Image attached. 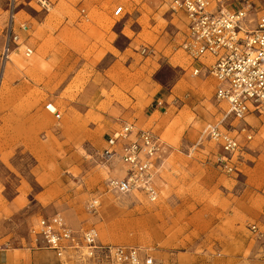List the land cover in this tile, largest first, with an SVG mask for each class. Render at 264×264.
I'll return each instance as SVG.
<instances>
[{
    "label": "rangeland",
    "instance_id": "1",
    "mask_svg": "<svg viewBox=\"0 0 264 264\" xmlns=\"http://www.w3.org/2000/svg\"><path fill=\"white\" fill-rule=\"evenodd\" d=\"M45 1L47 10L39 0H16L34 51L30 58L19 53L23 69L12 60L4 71L0 64V254L21 250L22 264H56L28 229L40 216L59 214L73 229L94 227L102 242L151 251L156 264H185V257L264 264V116L253 122L251 140L240 141V171L226 172L217 160L222 150L201 133L226 107L214 99L210 78L202 90L205 77L185 67L178 49L183 16L164 0H128L121 16L113 15L120 0H96L97 8L84 0ZM8 3L0 0V25ZM139 44L155 46L158 56L137 55ZM169 91L181 101L165 116L144 125L128 120L157 132L170 146L164 155L171 148L158 198L107 191L105 137H98L113 126L103 112L116 122L123 113L117 106L148 115L152 99ZM229 122L226 116L223 126ZM71 152L79 159L62 163ZM94 197L96 211L89 207Z\"/></svg>",
    "mask_w": 264,
    "mask_h": 264
},
{
    "label": "built area",
    "instance_id": "2",
    "mask_svg": "<svg viewBox=\"0 0 264 264\" xmlns=\"http://www.w3.org/2000/svg\"><path fill=\"white\" fill-rule=\"evenodd\" d=\"M164 1L172 13L184 14L185 30L178 47L187 60L186 68L191 76L202 74L214 80V98L226 104L225 118L240 121L249 114L264 116V0ZM39 4L47 10L46 5L40 1ZM16 13V0H9L6 19L0 25L2 67L13 53L20 52L26 58L33 54V48L20 34L26 31L27 25L17 20ZM124 14L125 7L119 2L113 8V15ZM154 53L152 46H142L139 50L143 56ZM45 108L59 118L60 114L52 110L51 104ZM220 125L208 124L203 134L220 147L223 154L217 160L230 173L236 171L235 164L243 146L235 126L229 124L230 128L223 129ZM241 131L247 141L251 140V133ZM130 135L134 137L129 139ZM118 141L119 152L116 151ZM162 153L163 144L153 131L136 130L132 124H124L108 136L101 152L105 162L118 154L127 166L124 176L107 179V191L140 192L149 201H155L159 195L155 176ZM98 206V198H92L89 202L92 211ZM251 229L255 230V226ZM28 233L35 243H42V248L53 253L58 264H156L147 249L102 243L94 227L75 231L59 214L40 216Z\"/></svg>",
    "mask_w": 264,
    "mask_h": 264
},
{
    "label": "crops",
    "instance_id": "3",
    "mask_svg": "<svg viewBox=\"0 0 264 264\" xmlns=\"http://www.w3.org/2000/svg\"><path fill=\"white\" fill-rule=\"evenodd\" d=\"M84 2H86L87 3V5H88V7L89 8H97V3H96V0H84ZM119 2H122V1H119ZM118 2V3H119ZM165 2V1H164ZM59 3V0H56L55 2H53V6H56L57 4ZM118 3H116V4H118ZM123 3V5H124V7H125V3L124 2H122ZM115 4V5H116ZM114 5V6H115ZM167 5V4H166ZM17 7V6H16ZM17 11V13H16V18H18L17 17V14L19 13V11H20V9L19 10H16ZM182 16H183V20H182V29H180L181 30V32H179L181 35H180V37H182V34H183V32H184V30H185V16H184V14L183 13H180ZM19 19V18H18ZM17 19V20H18ZM21 22V21H20ZM20 34H21V37H22V39H24L26 42H27V44L28 45H30L31 46V44L28 42V32H27V30L26 31H21L20 32ZM1 39V38H0ZM1 43H2V41L0 40V47H1ZM142 46H152L153 47V45H149V44H146V45H144V44H139L138 45V47H137V49H134L133 50V52L134 53H136L137 55H140L139 54V50H140V48L142 47ZM32 47V46H31ZM33 48V47H32ZM128 48V47H127ZM127 48H124V50H121L120 52H119V55H121V54H123L125 51H126V49ZM154 49H155V53H154V55H152L151 56V59L153 58H156L158 55V50H156L157 48L154 46ZM179 49V48H178ZM180 50V49H179ZM34 51V50H33ZM180 52H181V55H182V58L183 59H185V63H186V66H187V60H186V58H185V56L183 55V53H182V51L180 50ZM19 53V52H18ZM106 54H108V55H112V53H111V51H107V53ZM114 54V53H113ZM117 56L116 57H114L113 59L116 61L117 59ZM145 59H147V58H145ZM11 61V60H10ZM9 61V62H10ZM8 63V62H7ZM6 63V64H7ZM185 66V67H186ZM5 67H6V65H4V67H3V71H4V69H5ZM181 67V66H180ZM2 74H3V72H2ZM191 75V74H190ZM201 76H203L202 74H200ZM195 77H197V78H199V76H195ZM203 77H205V76H203ZM208 78H210V77H205V79H204V81L202 82V83H204V84H206V82H205V80L206 79H208ZM212 81H213V83H214V87H215V82H214V80L212 79V78H210ZM201 83V84H202ZM86 93H89V92H86L85 91V94H83V96L82 97H85L86 96ZM213 95H214V89H213ZM154 96H157V93H156V95H154ZM215 99V98H214ZM181 101V99L179 98H176L172 93H171V91H169L167 94L166 93H164V94H161L160 96H158L156 99H152V101H153V104L151 105V111H150V113L148 114V115H146L145 114V112H143V111H141L140 109H138V110H132V109H128V110H126V109H124L123 107H121V106H117L118 107V109H120V112H123L121 115V120L120 121H118V122H122L121 124L120 123H118V122H116L115 121V119H116V115H112L111 113L110 114H106L105 112H103V117H104V119L106 120V121H108L109 123H111V124H109V125H111V126H113V127H109V128H106L107 126H105V128H104V131H105V129H107L108 130V132L107 133H104L103 131L100 133V136L98 137V139H99V142H101V138L104 136L105 137V139H104V145H103V147H102V149L101 150H103L105 147H106V139L108 138V136L109 135H112V134H114V133H116V132H118L120 129H121V127L124 125V124H126V123H129V124H132L133 126H134V128L136 129V130H147V129H150L151 131H153L157 136H158V138L160 139V136H159V134L157 133V132H155L151 127H144V126H142L141 128H138V127H136V125L133 123V122H135V123H138V122H141L142 123V125H144V124H148V122L153 118L154 119V117L156 116L157 117V115L158 116H165V114L167 113V112H169L170 110L172 111V106L177 102V101ZM217 101V100H216ZM218 102V101H217ZM221 103H223V102H221ZM224 105H225V107H226V104L225 103H223ZM78 106H83L84 107V105L83 104H80V103H78L77 104ZM119 105V104H118ZM131 105H135V103H132ZM154 105V107H152ZM116 110H117V108H116ZM111 111L112 112H114L115 113V110H112L111 109ZM148 112V111H147ZM142 114V115H141ZM141 115V116H140ZM225 115H226V110L224 111V114H223V116L220 118V119H218V120H216V121H214V122H208V123H206L205 125H204V127L202 128V131H201V133H203L204 132V129H205V127L208 125V124H212V125H216V124H219V123H221V125H220V127L221 128H225L224 126H223V120L225 119ZM140 116V117H139ZM60 117V116H59ZM260 117H258V116H256V115H254V114H249V115H247L246 117H244V119H242V120H240V121H232V122H229V124H232L233 126H235V129H237L236 131H235V133H237V137H238V139H239V141H241V140H244V137H245V134H244V131H241L240 132V129H245L247 132H249V133H254L253 132V126H252V124H253V122H255V121H257V119H259ZM125 120V121H124ZM128 120H132L133 122H129ZM158 124H160V122L158 123ZM120 125V126H119ZM119 127V128H118ZM83 132V136H86L87 135V133L85 132V131H82ZM241 134H243V138L240 136ZM88 136V135H87ZM134 137V135H130V137H129V139H132ZM103 139V138H102ZM160 141H161V143L163 144V153H162V155H161V157H160V160H158V164L160 165L159 166V168H158V170H157V175L155 176V185H156V187L159 189V187L160 186H162L163 185V183H164V179H163V173H164V171H167V169H169V167H168V164H167V161H168V159H169V156L170 155H168V153L170 154L171 152H169V151H171V148H170V150H168L167 149V152H166V156L164 155V153H165V150H166V148L167 147H170V146H168L164 141H162L161 139H160ZM242 142V141H241ZM240 142V143H241ZM246 142H248L247 140H246ZM120 142L118 141L117 142V145H116V151L117 152H119V148H120ZM241 145L243 146L242 148H244V144H242L241 143ZM70 151V150H69ZM102 152V151H101ZM73 153H75V152H71L70 154H69V156L71 155V154H73ZM76 154V153H75ZM101 156V155H100ZM67 159V158H66ZM63 163V162H62ZM65 164V163H64ZM104 168L106 169V170H103L102 171V174L104 175V174H106L107 175V178L105 179V182H106V180L107 179H109V178H111V177H122V176H124L125 175V173H126V171H127V166L125 165V164H123L121 161H120V158H119V155L118 154H116L112 159H110V160H108L107 162H105L104 161ZM236 171H237V173L240 171V170H238V168H237V166H236ZM236 172H235V174H237ZM133 193H135V192H132V194ZM140 193V192H139ZM129 194H131V193H129ZM15 200V199H14ZM14 200L13 201H11V202H14ZM50 216V215H49ZM39 218V217H38ZM37 218V219H38ZM36 221H32L30 224H29V226H31L32 224H34ZM67 223V222H66ZM68 224V223H67ZM69 225V224H68ZM73 229V228H72ZM73 230H75V231H80V230H76V229H73ZM99 237V236H98ZM99 241L100 242H102L100 239H99ZM102 243H108V242H102ZM111 244H113V243H111ZM121 245H125V244H121ZM131 246V245H130ZM132 246H135V245H132ZM139 247V246H138ZM140 248H143V247H140ZM46 250V249H45ZM149 251V250H148ZM24 252V251H23ZM47 252L48 253H50L51 254V256L53 257V259L55 260V262H56V264H58V262H57V259L54 257V255H53V253L51 252V251H49V250H47ZM149 253L151 254V251H149ZM20 254H21V250H13V251H10V252H4V253H2V254H0V264H22L23 263V261L21 260V258H20ZM23 254H25V253H23ZM151 256L154 258V260H155V257L151 254ZM156 262V261H155Z\"/></svg>",
    "mask_w": 264,
    "mask_h": 264
},
{
    "label": "bare ground",
    "instance_id": "4",
    "mask_svg": "<svg viewBox=\"0 0 264 264\" xmlns=\"http://www.w3.org/2000/svg\"><path fill=\"white\" fill-rule=\"evenodd\" d=\"M41 3H43L44 5H46V7H48L47 6V2L45 1V0H39ZM107 1V3H111L112 2V0H106ZM122 2H124L125 4H127L128 3V0H121ZM21 51V50H20ZM20 53V52H19ZM18 52H16V53H13L11 56H10V60H12V62L14 63V65L17 67V68H19V69H23V68H25L26 66H28V65H26L25 63L26 62H23L20 58V56L22 55L21 53V55L19 54ZM23 56V55H22ZM24 58H26V57H24ZM28 58H30V57H28ZM33 64V65H32ZM31 65H32V67L33 66H35L36 64L35 63H32ZM3 75V74H2ZM2 84H3V80H2V82H1ZM201 89L202 90H204V89H206V84H204V83H202V85H201ZM52 110H53V108H52ZM79 159V156L77 155V154H75V153H73V154H71L67 159H64L62 162L63 163H68V162H71V161H77ZM110 197H108V199H107V201H106V205L108 206V205H110ZM257 205H252L250 208H249V210L250 211H252V212H254V211H256L257 210ZM160 229H162V227H160L159 228V230ZM159 234H160V232H159ZM229 241H226L225 243H228ZM231 246H233L232 244H230L229 246H227V247H229V248H231V249H237V246L235 245L233 248L231 247ZM185 264H196V258H194V257H185Z\"/></svg>",
    "mask_w": 264,
    "mask_h": 264
}]
</instances>
